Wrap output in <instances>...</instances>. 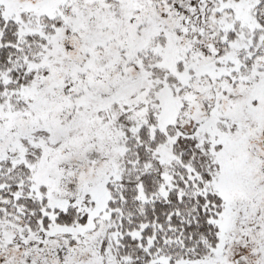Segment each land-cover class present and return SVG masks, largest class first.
<instances>
[{
    "label": "snow or ice",
    "instance_id": "1",
    "mask_svg": "<svg viewBox=\"0 0 264 264\" xmlns=\"http://www.w3.org/2000/svg\"><path fill=\"white\" fill-rule=\"evenodd\" d=\"M0 264H264V0H0Z\"/></svg>",
    "mask_w": 264,
    "mask_h": 264
}]
</instances>
